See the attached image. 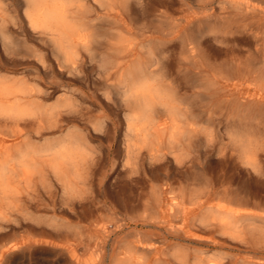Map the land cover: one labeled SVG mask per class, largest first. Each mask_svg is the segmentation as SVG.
Here are the masks:
<instances>
[{
	"label": "rangeland",
	"instance_id": "rangeland-1",
	"mask_svg": "<svg viewBox=\"0 0 264 264\" xmlns=\"http://www.w3.org/2000/svg\"><path fill=\"white\" fill-rule=\"evenodd\" d=\"M24 1L3 3L9 13L0 17V81L17 88L38 85L53 91L49 104L60 98L76 100L82 116L77 121L78 134L85 138L87 151H93L98 159L93 175L80 182L75 197L68 196L57 181L48 188L37 180L25 185V211L12 218L15 223L11 221L6 229L0 227V250L7 241L31 242L25 252L2 264H100V256L85 245L69 253L61 249L67 240L87 245L90 236L98 234L97 221L108 223L103 264H115L114 249L136 240L154 244V255L165 259V264H264V106L253 99L257 94L252 83L225 78L218 80L214 90L205 83H215L220 74L228 76L238 65L255 58L264 59V41L257 42L231 22L227 10L234 0H130L136 4L134 17L139 23L147 20L153 30H159L160 23L165 25V37L155 40L154 51L165 59V81L177 89L178 100L189 107L201 129L174 154L167 152L156 160L146 154L134 162L126 159V116L104 83L102 63L87 56L77 70L62 68L25 19ZM108 28L105 30L111 31ZM194 45L200 71L196 82L186 64ZM38 124L37 115L29 114L5 126L31 134V142L37 146L75 131L72 122L62 132L39 137ZM172 197L181 202L175 216L167 214ZM199 200L205 202L201 207Z\"/></svg>",
	"mask_w": 264,
	"mask_h": 264
},
{
	"label": "bare ground",
	"instance_id": "bare-ground-1",
	"mask_svg": "<svg viewBox=\"0 0 264 264\" xmlns=\"http://www.w3.org/2000/svg\"><path fill=\"white\" fill-rule=\"evenodd\" d=\"M3 3L4 0H0V11L3 13H0V17L9 13ZM24 5V17L32 28V31L41 38L46 46L51 48L55 60L62 68H70L73 69V71L77 70L87 56L102 63L103 71L100 73L104 78V83L109 92H112V94L116 96L114 102L119 108L124 110L126 116L124 121L126 123L125 155L129 162H134L132 160L140 159V157L146 154L151 159L155 160L156 158L165 156L167 152H173L174 154V152L181 150L186 139L191 136H196L199 130H201L197 122L198 119L196 120L191 114L189 107L184 106L183 103L178 100L176 96L177 89L172 84L165 81L166 72L164 71L165 69H163V62L165 59L161 57V53L154 51L155 40L162 41L163 39L160 37H165V25L161 26L162 23H160L159 30H153V26H151L147 20H143V23H139L134 17L136 8L135 3L133 4L130 0H25ZM224 10H226V8ZM227 12L232 19L231 22L236 26L238 25L249 37L254 38L257 42L264 41V3L250 2L249 0H234L231 1V6L228 8ZM224 18H226V16H224ZM227 22L229 23V21ZM227 22L224 20V23ZM106 26H108V29L111 31L107 32L105 30ZM231 26L229 27L231 28ZM2 33L5 35V31H2ZM155 34L160 36L154 37ZM184 41L182 44H186ZM239 45L240 44H238V46ZM235 48H237V46ZM196 49L195 45L192 48L190 47V55L186 60V64L189 67L188 73H191L195 82L198 78L197 75L200 74L196 58L197 54H195ZM198 50L200 51L201 49ZM248 59H250V57ZM226 75L220 74V77L216 79L217 81L215 83H213L212 80L211 82L208 80V82L205 83L206 85H210L213 90L215 86L218 85V80H223L225 78L238 79L239 81L243 80L252 83L255 85V93L257 94V97L253 99L257 101L258 105L264 106L263 58H255L248 62V64L238 65L235 71L231 72L228 76ZM25 76L27 75L25 74ZM201 84L203 85V82ZM52 95L53 91L42 90L38 85L37 87L33 86L31 89H23L21 87L17 88L16 86H10L9 83L7 84L6 82L0 81V227L2 228H5L6 225L8 226L13 220L12 218L15 219V217L23 215L25 211L23 208V198L26 184H34L37 180L38 184H42V187L48 188L51 187L53 182L57 181L64 189V192L72 198L78 193L80 182L82 180H88L94 173L93 165L97 161L98 156H95L93 154L94 152L90 149L87 151L86 148H88V144L85 138L78 134L81 129L78 127L79 124H77V121H80L82 117L80 115V105L76 100L72 101L69 98H60L56 104H49ZM230 100L231 102H235L232 99H229V101ZM248 100L249 99L246 101ZM29 114L37 115L40 129L37 135H39V137L62 132L69 127L72 122L75 125V131L68 133L55 142L37 146L31 142V134L27 133L28 135L26 136L22 131L11 130L5 126V124L7 125L9 122L20 121L21 119L24 120L25 116ZM115 129V133H117L118 127L115 126ZM25 136L26 139H22ZM180 157H178V159ZM176 158L177 157H175V159ZM126 165L128 164L126 163ZM167 189L169 191L173 190L172 188ZM87 196L89 197V194ZM172 201L167 203V214L169 216H175V210L181 206V202H174L176 201V197H172ZM203 204H205V202L199 200V207ZM217 209L219 210L221 207ZM202 220L207 221V218L203 216ZM96 223L97 225H94L97 227L96 232H98V234L90 236L87 245L67 240L64 245H62L61 249L69 253L73 252V250L76 251L79 246L85 245L86 249L92 250L94 254L100 256V264H103L106 254L105 243L106 239L109 237L108 223L106 221H97ZM30 242L7 241L3 249L0 250V264H2L5 259L18 252H25ZM156 250L157 248L150 242H143L141 240H136V242H123L118 248L114 249V258H116L115 264H165V259L161 256L154 255ZM106 257H108V255H106ZM203 262L206 263V261Z\"/></svg>",
	"mask_w": 264,
	"mask_h": 264
}]
</instances>
